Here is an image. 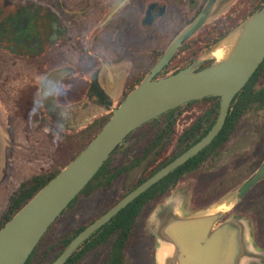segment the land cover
<instances>
[{
  "label": "flooded vegetation",
  "instance_id": "af4514ba",
  "mask_svg": "<svg viewBox=\"0 0 264 264\" xmlns=\"http://www.w3.org/2000/svg\"><path fill=\"white\" fill-rule=\"evenodd\" d=\"M221 1L217 0L214 9ZM239 1L230 0L214 17L218 19L223 12H230L222 22L224 26L214 29L201 47L203 54L221 40L224 29L241 19L243 8ZM208 2L29 0L19 5L0 0V113H7L4 117L0 115V127L12 129L11 117L18 109L14 102L20 96L25 120L31 113L40 114L48 129L55 131L58 112L73 120L89 114L97 118L112 113L143 83L177 35ZM208 23L183 42L157 78L169 76L200 59L193 56L191 40ZM213 60L204 61L196 69L210 65ZM20 64L22 75L16 68ZM46 116L47 122L43 120ZM177 212L167 205L152 217L153 229L148 232L154 242L152 264H157L158 239L165 235ZM229 217L219 216L216 224L229 223L230 230L225 235L239 242V258L236 253L234 264L264 263V248L251 240L247 221Z\"/></svg>",
  "mask_w": 264,
  "mask_h": 264
},
{
  "label": "water",
  "instance_id": "95a60500",
  "mask_svg": "<svg viewBox=\"0 0 264 264\" xmlns=\"http://www.w3.org/2000/svg\"><path fill=\"white\" fill-rule=\"evenodd\" d=\"M229 1H221L218 8L214 9L217 0H209L196 19L177 35L143 83L114 109L112 117L98 135L0 229V264H27L49 227L67 210L80 192L84 191L117 147L133 131L150 120L193 100L209 96L221 98L218 119L206 136L127 193L109 211L79 232L51 264H67L78 247L93 233L102 229L133 200L191 157L197 156L215 140L227 121L231 103L264 62V6L191 65L166 77L157 78V75L169 64L183 42L221 13ZM233 33L236 39L228 56L223 61L214 60L210 65L197 70L204 61L214 58L210 56L212 49ZM263 178L264 161L256 173L243 183L237 198L240 199ZM180 212L178 210L177 216L172 217L162 239H158L157 264H234L236 253L239 258V242H236V238L233 241L234 237L225 235L230 230L229 223L216 224L220 213ZM166 248L169 249L163 257L161 254Z\"/></svg>",
  "mask_w": 264,
  "mask_h": 264
},
{
  "label": "rangeland",
  "instance_id": "374dc122",
  "mask_svg": "<svg viewBox=\"0 0 264 264\" xmlns=\"http://www.w3.org/2000/svg\"><path fill=\"white\" fill-rule=\"evenodd\" d=\"M12 1L14 4L24 5L29 0H9L10 3ZM260 2L261 0H240L239 4H242L243 8L242 17L233 27L238 25L236 27L238 28L246 20L244 17H249L250 12L254 11ZM229 13V11H225L218 19L213 18L204 29L193 37L191 40L193 56L197 58L204 56L201 47L208 42L214 29L224 26L222 22ZM228 29L230 28L224 30ZM214 60L216 61L215 58ZM16 68L22 75V64L17 65ZM75 95L76 93L73 96ZM22 102L23 96L15 98L14 105L18 109L15 108L16 111L11 117L12 129L0 127V211L5 208L8 196L24 181L30 180L34 175L45 172L47 174L66 167L71 157L78 154L83 145L87 143V136L95 132L98 122L111 115L110 113L92 118V115L89 114L86 117L80 116L73 120L58 112L55 131L48 129L45 121H41L40 114L31 113L27 117L28 120H25L23 117L25 115L21 113ZM205 105L206 103L203 102L198 103L186 112L183 119L191 121L189 116L199 112ZM0 115L4 117L7 113L1 112ZM43 120L47 122V116L43 117ZM184 125L179 129L182 130ZM24 126L28 128L26 129ZM39 126L43 128H38ZM138 135L130 138L114 156L112 162L114 166L125 165L133 159V154L129 155L127 150ZM263 161L264 110H255L245 117L241 131L230 141L218 158L209 160L197 172L183 178L157 207L141 219L138 226V235L141 241L138 247L130 253L127 264H152L151 248L154 242L150 239L148 232L150 228L153 229L152 217L167 205L181 211L182 214L211 212L220 213L221 218L229 215V220L244 219L251 228V240L255 245L258 241L259 245L264 248V180L240 199L237 198L243 183L256 173ZM143 167V165L137 167L119 179L111 191L103 192L98 189L92 193L89 199L82 198L74 210V217H63L57 230L61 231L70 227L68 225L72 221L71 219L74 220L71 224L75 225L81 220L88 219L100 201L112 202L118 194L132 186L142 175L148 173L144 172ZM56 233L58 234V231ZM156 246L158 247V245ZM106 252L107 248L99 247L82 264H103ZM249 264L257 263L250 262Z\"/></svg>",
  "mask_w": 264,
  "mask_h": 264
},
{
  "label": "trees",
  "instance_id": "16d2710c",
  "mask_svg": "<svg viewBox=\"0 0 264 264\" xmlns=\"http://www.w3.org/2000/svg\"><path fill=\"white\" fill-rule=\"evenodd\" d=\"M263 6L264 0H261L255 10L250 12L249 16L259 11ZM247 18L248 17L245 16L244 20ZM237 26L225 31L220 39L225 37ZM263 78L264 62L257 69L247 85L237 94L233 103H231L227 121L215 140H212V142L197 156L191 157L181 167L172 171L159 183L153 185L146 193H143L139 198L133 200L126 209L115 215L102 229H98L93 233L82 246L78 247L67 264H82L84 260L99 247L107 248L103 264H127L130 253L134 248L138 247L141 241L138 235V226L141 219L145 217L148 212H151L157 207L164 197L178 186L183 178L193 172H197L209 160L218 158L230 141L239 134L245 117L249 113L255 110H264ZM202 102L206 103V105L196 114L193 113L189 116L191 121L183 119V116L188 110ZM220 103L221 98L214 96H209L197 101L193 100L164 113L160 117L150 120L141 128L139 127L133 131V133L125 139L124 143L117 147L104 167L96 174L84 191L80 192L67 210L63 211L57 221L49 227L47 233L43 236L30 256L27 264H51L67 246H69L79 232L87 228L99 216L109 211L111 207L120 201L127 193H130L150 176L169 164L175 157H179L189 147L206 136L212 125H214L215 121L218 119ZM112 115L113 112L109 117L102 118L101 121L98 122L95 132L87 136L88 141L83 145L81 151L98 135ZM183 125L184 128L180 130V126ZM136 134H139L138 137L127 150L129 155L133 154V159L125 165L121 164L120 166H114L112 164L114 156H116L129 139ZM81 151L73 155L70 162L73 161ZM142 165L144 166V172L148 173L142 175L132 186L118 194L112 202L104 203L100 201L96 208L92 210L88 219L86 218L84 221L81 220L75 225L71 224L74 220L70 218L72 220L71 222L69 221L70 223L68 226L70 227L62 229L61 231L57 230L58 224L63 217H74V210H76L82 198L89 199L92 193L98 189L103 192L111 191L116 186L119 179ZM62 169L47 174L45 172L34 175L30 180L24 181L18 189L14 190L8 196L5 208L0 211V229L9 223L19 210L28 204L45 185L62 171ZM56 231H58V234Z\"/></svg>",
  "mask_w": 264,
  "mask_h": 264
},
{
  "label": "bare ground",
  "instance_id": "6f19581e",
  "mask_svg": "<svg viewBox=\"0 0 264 264\" xmlns=\"http://www.w3.org/2000/svg\"><path fill=\"white\" fill-rule=\"evenodd\" d=\"M235 39L236 35H234V33L225 38L217 47L212 49L210 56L214 57L219 62L223 61L228 56L230 49L235 43ZM168 249L169 248L163 249L161 256L164 257V255L168 252Z\"/></svg>",
  "mask_w": 264,
  "mask_h": 264
}]
</instances>
